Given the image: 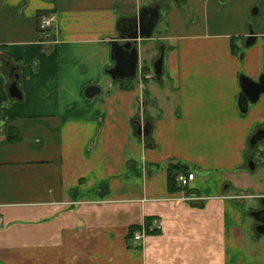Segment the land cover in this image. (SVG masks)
Segmentation results:
<instances>
[{
  "label": "crops",
  "instance_id": "crops-1",
  "mask_svg": "<svg viewBox=\"0 0 264 264\" xmlns=\"http://www.w3.org/2000/svg\"><path fill=\"white\" fill-rule=\"evenodd\" d=\"M179 1L0 0V264H264L248 232L264 139L247 147L264 129V94L239 107L240 75L264 74V0ZM155 6L136 95L109 84V41ZM41 13H56L52 30H39ZM159 51L162 78L144 84ZM89 85L101 93L87 98ZM174 163L195 172L185 191L169 184ZM146 218L158 232L137 244L129 232Z\"/></svg>",
  "mask_w": 264,
  "mask_h": 264
},
{
  "label": "water",
  "instance_id": "water-1",
  "mask_svg": "<svg viewBox=\"0 0 264 264\" xmlns=\"http://www.w3.org/2000/svg\"><path fill=\"white\" fill-rule=\"evenodd\" d=\"M158 6L151 8H144L140 15L134 19H123L119 23L121 35L119 39H112L109 41L110 57L113 65L106 69V73L114 81L124 79H137L139 76L140 58L138 45L141 39L150 38L159 20ZM256 35L251 30L250 35L245 41V46L248 47L254 44ZM243 52L240 53V57ZM164 53L155 60L153 64L156 79H161L163 75ZM14 80L9 92L12 97L21 99V91L17 86L18 74H15ZM241 93L239 95V107L241 111L246 112L250 103H255L264 94V74L259 80H254L244 74L239 78ZM101 93V88L97 85H89L85 88L84 94L87 98H92ZM138 127L136 129L138 135H148L151 131V122L145 123L136 122ZM264 139V129H258L250 138V144L256 146L259 141ZM251 168L255 167L254 161L251 159ZM264 206V200H263ZM264 213V210L253 212L254 216ZM262 224L257 228L259 233H264V219Z\"/></svg>",
  "mask_w": 264,
  "mask_h": 264
},
{
  "label": "built area",
  "instance_id": "built-area-1",
  "mask_svg": "<svg viewBox=\"0 0 264 264\" xmlns=\"http://www.w3.org/2000/svg\"><path fill=\"white\" fill-rule=\"evenodd\" d=\"M57 21V15L56 13H41L39 15V22H38V28L40 31H47V30H52L55 27ZM153 72L150 74H146L145 77L148 79L150 77H154ZM174 177L176 182L182 189L190 188L194 177H195V172L193 171H175ZM185 191V190H184ZM184 198L190 196L189 194L187 195L186 192L184 194ZM3 226V219L0 217V228ZM156 228L161 230V224L159 222H156ZM147 228L145 224L143 225V228L141 230L135 231L132 240L135 243H141L143 242L146 234H147Z\"/></svg>",
  "mask_w": 264,
  "mask_h": 264
},
{
  "label": "trees",
  "instance_id": "trees-1",
  "mask_svg": "<svg viewBox=\"0 0 264 264\" xmlns=\"http://www.w3.org/2000/svg\"><path fill=\"white\" fill-rule=\"evenodd\" d=\"M233 51L236 54L237 53L239 54L241 52L238 48H234ZM148 67H147V65L143 66L142 70H143L144 74H147V72H150V73L152 72V67L151 66H150V68H148ZM136 81H138V80L137 79H124V80H119V81H116V82H119L123 89L130 90L131 88H133V86L136 83ZM148 81H149V79H145L144 80V84H146V82H148ZM175 169L177 171L178 170H180V171H188V169L186 168L185 165H183L181 163H174V164L170 165L169 168H168L169 184H170L171 187L173 186L172 190H180L181 187L178 186V183L176 182L175 177H174ZM152 221L153 220H149V219L146 218L145 226L147 228V232L148 233H151V232L156 233V232H158L156 229H149ZM139 229L140 228L137 227V226L132 227L130 232H129L128 238L131 239L132 238L131 236H133L134 232L139 230Z\"/></svg>",
  "mask_w": 264,
  "mask_h": 264
},
{
  "label": "rangeland",
  "instance_id": "rangeland-1",
  "mask_svg": "<svg viewBox=\"0 0 264 264\" xmlns=\"http://www.w3.org/2000/svg\"><path fill=\"white\" fill-rule=\"evenodd\" d=\"M183 1L185 2V0H180V1H179V8H181V7L183 6V4H182ZM164 10H165V9H164ZM167 29H168V26H167V24H166V22H165V19H163V20L161 21L160 25L158 26V28H157V30H156L155 33H156V35H158L159 33H163V32H164L165 30H167ZM159 46H160V45H157L158 48H160ZM159 54H160V51H159V52L157 53V55H156L157 58L159 57ZM150 63H151V64H149L148 61H147V67L149 66L148 68H150V66L152 65V62H151V61H150ZM148 68H147V69H148ZM148 74H150V72H147V75H148ZM153 74H154V77H150V78H148L149 81L152 80V81L154 82V79H156V76H155V73H154V72H153ZM153 74H152V75H153ZM108 81H109V84H112V83L116 82V81H114V80H111L110 78H108ZM149 81H148V82H149ZM117 83H119V82H117ZM137 87H138V85H137V81H136V83L134 84L133 88H131L130 90H128L129 93H130V92H134V93L137 95ZM107 88H108V89H107ZM103 93H104V94H109V87H108L107 85H104V84H103ZM248 143H249V144H248ZM248 145L250 146V140L247 141V147H248ZM178 171H179V170H178ZM254 189H255V188L252 187L251 190H254ZM249 192H250V191H249ZM252 200H253V199H252ZM253 204H254V205H253ZM253 204H250V205H249V204H248V205L246 204V205H247V207H248V206H251V205H253V206L256 207V206H259L260 202H259V200H257V202H256V203L254 202ZM255 204H256V205H255ZM255 207H252V206H251V208H255ZM251 208H250V209H251ZM249 219H251V218H249ZM255 219H256V218H255ZM253 221H254V219H251L252 226H251V228H250V227L248 228L249 236H252V235H253V236H256L255 231H254V229H253V224H254ZM260 238H261L260 240H261V241L263 242V244H264V233L261 234ZM259 264H260V263H259Z\"/></svg>",
  "mask_w": 264,
  "mask_h": 264
},
{
  "label": "flooded vegetation",
  "instance_id": "flooded-vegetation-1",
  "mask_svg": "<svg viewBox=\"0 0 264 264\" xmlns=\"http://www.w3.org/2000/svg\"><path fill=\"white\" fill-rule=\"evenodd\" d=\"M251 146H252V145H251ZM252 147L255 148V146H252ZM253 157H254V155H253ZM251 159H252V158H250V160H251ZM252 160H253V159H252ZM253 161H254V160H253ZM248 166H249V168H251V163H250V161L248 162ZM263 200H264V199L261 200V202H260V206H259V208H258L257 210H252V211H251V215H253V212H257V211L264 210ZM253 217L256 218V224H255L256 236L260 238V236H261L262 233H259V232L257 231V228L262 224V221H261V220L264 219V213L258 215L257 217L253 215Z\"/></svg>",
  "mask_w": 264,
  "mask_h": 264
}]
</instances>
